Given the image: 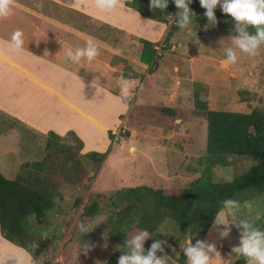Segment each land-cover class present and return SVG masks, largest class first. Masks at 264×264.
<instances>
[{"label": "rangeland", "instance_id": "374dc122", "mask_svg": "<svg viewBox=\"0 0 264 264\" xmlns=\"http://www.w3.org/2000/svg\"><path fill=\"white\" fill-rule=\"evenodd\" d=\"M49 1L30 0L28 3L44 15L34 13L31 19L35 24H50L45 21L48 16L62 20L67 26L74 23L89 29L92 26L96 30L92 32L99 36L107 32L87 15L73 13L67 7ZM193 1L197 4L194 12L196 21L182 27L169 41H166L169 29L165 32L157 42L158 56L151 63L152 67L137 64L136 68V60L141 53L136 35L113 30L109 35L114 44L110 43L112 51L105 53L106 49L98 46L97 59H105L109 65L107 75L111 77L112 91L118 93L123 78L129 85V92L123 95L125 100L134 102L141 91L146 101L151 96L158 99L155 104L148 102L150 107L133 106L126 126L120 125L109 132V138L110 133L114 138L110 139V152L100 165L83 156L86 154L85 142L75 132L84 144L81 151L75 138L67 135L60 139V146L49 149V133L30 130L21 122L0 113V172L8 179H15L28 170L24 165L46 162L38 173L50 180L48 186L57 203L45 218L32 222L34 236L46 243L45 251L37 260L40 264H118L121 255L130 254L133 246L129 241L142 231L132 229L120 235L113 233L109 224L114 211L110 206L114 194L124 188L148 186L169 194L189 187L196 180L204 181L209 175L214 182H231L255 165L249 158L233 156L227 166L217 165L205 173L208 124L206 111L199 106L242 113L264 110V41L259 43L254 55L244 52L235 42L239 30L234 18L222 13L217 6L214 10L216 19L209 20L204 16L206 10L199 0ZM7 17H0V20ZM173 22L166 24L169 26ZM54 23L52 21L51 25L57 31L50 30V37H57V34L69 36L68 31H61ZM0 27L2 37L9 39L13 32L2 21ZM33 28L23 41L39 53L63 61V54L58 57V49L51 42L41 45L40 40H45L46 35L34 32ZM73 40L79 43V39ZM115 43L124 46L117 48ZM133 44L135 54L129 56H134L135 60L127 62L122 74L116 71L124 65L123 62L117 64L118 56L130 53ZM78 47L83 46L78 44ZM229 49L236 54L235 62L228 60ZM93 75L102 82L107 81L99 73ZM163 107L174 110V116L166 114ZM62 146L69 150L60 151ZM31 170L37 172L32 167ZM78 197L82 198V203L76 206ZM95 201L101 207L98 215L86 216V208ZM222 213L226 224L220 221ZM241 221H246L250 229L260 230L264 225V194L237 206L228 205L218 214L202 241L210 264L234 263L240 254L233 249L241 243ZM225 228L229 229L227 235H223ZM149 238L148 235L144 246ZM153 239L160 241L164 250L175 254L173 258L169 252L163 251L158 258L166 259L167 264H180L177 259L185 258V263L190 264L184 250L191 241L180 236L173 220L167 219L155 231ZM207 245L214 248L209 250Z\"/></svg>", "mask_w": 264, "mask_h": 264}, {"label": "trees", "instance_id": "16d2710c", "mask_svg": "<svg viewBox=\"0 0 264 264\" xmlns=\"http://www.w3.org/2000/svg\"><path fill=\"white\" fill-rule=\"evenodd\" d=\"M126 4L136 9L146 18L162 23L174 22L169 26L166 41L182 29L180 18L174 0H169L167 9L161 11L150 7L149 0H127ZM196 2L190 4L195 12ZM193 15L191 22L196 21ZM62 26H67L62 20H58ZM233 25V24H231ZM230 25V26H231ZM81 30L85 33H93L94 28H85L81 24ZM257 26L247 25L245 31L256 34ZM95 36H97L95 34ZM142 45L140 61L147 67H152L157 55V43L139 38ZM131 105L132 99H124ZM202 105V104H201ZM203 107L207 119V169L205 173L217 165L227 166L230 157L243 156L255 162V165L245 174L231 182H214L212 176H207L204 181L196 180L187 188L171 191L165 194L164 190L153 189L148 186L128 187L114 194L111 207L114 211L109 219L113 233L123 235L124 232L137 229L147 231L149 240L144 246L145 254L150 249L155 231L167 220L175 222L179 234L183 238L196 244L203 241L212 228L218 214L228 205V200L236 201L237 206L247 200H254L264 194V110L254 109L250 113L210 110L207 105ZM163 111L174 116V110L163 107ZM47 147H58L62 136L50 132ZM79 143L81 151L84 144L75 135L69 132ZM65 136V137H67ZM114 136L110 133V139ZM60 146V145H59ZM60 151H68V147L62 146ZM110 149L105 153L89 152L83 156L99 165L107 158ZM46 162H36L32 166L24 165L28 169L24 174H19L15 179H8L0 172V228L1 233L10 242L24 248L34 259L38 260L45 251L46 243L41 238H36L31 231L34 219H42L57 207L52 190L48 186L50 180L40 175ZM31 167L37 170L33 172ZM41 170V171H40ZM82 203L78 197L76 206ZM125 203V205H124ZM100 204L95 201L85 210V215L95 217L100 211ZM260 230L264 231V225ZM126 235V233H125ZM166 251L175 258V254L168 249L156 250L159 253ZM180 264H186L185 258H179ZM251 258L240 253L233 264H248Z\"/></svg>", "mask_w": 264, "mask_h": 264}, {"label": "crops", "instance_id": "0c3cea01", "mask_svg": "<svg viewBox=\"0 0 264 264\" xmlns=\"http://www.w3.org/2000/svg\"><path fill=\"white\" fill-rule=\"evenodd\" d=\"M50 1L67 7L73 13L87 15L107 32L95 36L94 33H89V30L87 33L83 32L80 24L62 26L58 22L59 19H50L48 16L45 21H49L50 24L44 22L37 25L31 16L34 13L42 14V17L44 15L41 12L38 13L39 11L34 7L28 6L30 0H26L27 3L11 0L12 14L4 20H0V25L1 21L6 23L7 28L12 32L21 29L25 39L33 26L34 32L38 31L37 33L46 35L45 40H40L41 45L48 41L51 42L53 44L51 45L58 49V57L63 54V61L39 53L25 41L21 49L15 50L10 45L11 35H9V39H4L0 33V113L41 134L54 132L65 136L69 132H75L85 142V153L92 151L102 153L109 148L111 142L109 132L118 129L120 125L126 126L133 106L150 107L148 102L155 104L158 99L151 96V99L148 98L146 101L141 91L134 98L132 105L127 104L123 95L129 90L124 92L120 82V90L118 88L120 92L112 91L111 77L107 75L109 65L105 59L101 60L96 57L92 61H88L86 58H82L79 62H73L65 53V49L75 51L78 44H82L84 47L86 41L91 38L98 46H101V49L103 47L106 49L105 53H108L107 51H112L110 43L113 44V40L109 35L113 30L127 32L157 43L168 31L170 25L142 16L140 12L126 4L127 0H117V7L111 12L99 10L96 7V0ZM16 10L19 12L17 13ZM52 21L57 23L54 24L61 31H68L69 36L63 35L62 38L57 34V37L54 35L50 37V30L57 31L52 27ZM41 34L40 36L43 38ZM74 38L79 39V43L73 40ZM102 41L106 42L101 44ZM123 46L124 44L115 43L117 48ZM139 46L142 49V45ZM135 48V44H133L130 53H126L122 57L119 54L120 58L117 64L123 62L124 65L122 64L116 71L123 74L127 62L131 59L135 60L134 56H129L135 54ZM140 57L141 53L136 60V68L137 64L143 65ZM90 71H94L96 75L99 73L108 82H102ZM5 257H9L6 259V264H17L15 257H23L24 264H40L24 248L4 238L0 228V259ZM163 260L166 264L168 263L166 259ZM248 264H253V262Z\"/></svg>", "mask_w": 264, "mask_h": 264}, {"label": "clouds", "instance_id": "9594fccd", "mask_svg": "<svg viewBox=\"0 0 264 264\" xmlns=\"http://www.w3.org/2000/svg\"><path fill=\"white\" fill-rule=\"evenodd\" d=\"M193 0H174V3L179 9L178 15L180 18L181 27L189 24L193 17V11L190 4ZM201 7L206 11L203 13L209 20H215V9L220 7L222 13L230 14L237 22L239 35L235 42L241 50L249 54H255L256 48L261 41H264V0H199ZM151 8L160 9L161 11L167 9L169 0H149ZM96 7L102 12H111L117 7V0H96ZM13 8L11 0H0V17H7L12 14ZM247 25L257 26L256 34L252 35L245 31ZM23 32L21 29H16L10 40V45L13 49L19 50L23 46ZM86 46L78 47L73 51L68 49L67 56L73 62H79L82 58L92 61L99 54V47L97 43L89 38L86 41ZM236 54L229 49L228 60L235 62ZM121 88L124 92L129 90L128 83L121 78ZM227 205H235L236 201L228 200ZM222 223H227L224 220L223 213L220 216ZM243 228V236L241 243L233 250L243 253L250 257L253 264H264V231L259 229H250L246 221H241ZM239 226V225H238ZM84 230V226L81 225ZM229 229L225 228L223 235H227ZM147 231H142L135 235L129 243L133 246L130 254H123L118 258V264H166L162 258L156 257L157 249L161 248V242L155 241L152 243L150 249L145 254L144 241L148 237ZM209 250L213 249V245H207ZM185 254L189 257L190 264H210V257L205 250V245L202 241H197L196 244H190L185 248ZM218 255V253H217ZM5 257L0 259V264H6ZM17 264H24L23 257H15Z\"/></svg>", "mask_w": 264, "mask_h": 264}, {"label": "bare ground", "instance_id": "6f19581e", "mask_svg": "<svg viewBox=\"0 0 264 264\" xmlns=\"http://www.w3.org/2000/svg\"><path fill=\"white\" fill-rule=\"evenodd\" d=\"M2 240V239H1Z\"/></svg>", "mask_w": 264, "mask_h": 264}]
</instances>
